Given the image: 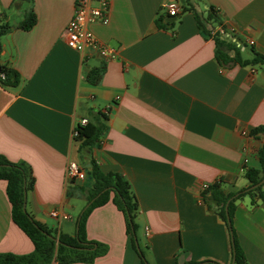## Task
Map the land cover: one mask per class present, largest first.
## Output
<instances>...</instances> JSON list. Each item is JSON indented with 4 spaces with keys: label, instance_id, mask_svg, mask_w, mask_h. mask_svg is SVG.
Returning <instances> with one entry per match:
<instances>
[{
    "label": "crops",
    "instance_id": "obj_1",
    "mask_svg": "<svg viewBox=\"0 0 264 264\" xmlns=\"http://www.w3.org/2000/svg\"><path fill=\"white\" fill-rule=\"evenodd\" d=\"M172 1L181 6L177 16L164 8ZM187 1L193 9L184 10L186 0H111L109 22L91 26L118 53L105 60L67 45L76 0H0V23L12 26L0 37V65L20 78L16 86L0 84V154L29 168L26 210L58 234H76L86 205L76 188L89 180L69 178L68 164L88 173L94 160L130 182L139 206L135 238L148 264H232L228 226L202 193L220 180L226 193H237L249 186L247 169H262L264 134L252 131L264 125V64H220L196 13L203 19L213 7L251 60L264 56V0ZM30 9L34 27H16ZM82 118L102 127L99 146L73 137ZM54 210L69 218H53ZM232 222L249 264H264V199L237 198ZM86 236L106 251L92 263L70 264H140L112 201L91 211ZM33 250L0 179V254Z\"/></svg>",
    "mask_w": 264,
    "mask_h": 264
},
{
    "label": "trees",
    "instance_id": "obj_2",
    "mask_svg": "<svg viewBox=\"0 0 264 264\" xmlns=\"http://www.w3.org/2000/svg\"><path fill=\"white\" fill-rule=\"evenodd\" d=\"M186 0L184 10L193 9ZM200 29L207 36L212 37L216 43V58L222 65L237 63L240 65L264 64V56L254 53L251 60L242 58L241 47H238L230 40L219 35L211 36L206 22L212 25L224 26L217 16V11L212 7L207 11L206 17H201L196 13ZM37 16L33 9H30L24 19L16 26L25 31L34 27ZM165 24H170L165 22ZM162 25V24H161ZM12 30V26L7 23H0V37ZM233 51V56L230 55ZM91 82H97L98 76L94 73L88 75ZM18 72L8 67L0 65V84L5 86H16L19 83ZM105 115V114H104ZM102 127L88 122L86 126L80 128L77 139L83 140V145L90 149L99 146L101 140ZM263 133L264 125L258 126L252 134ZM259 159L262 169L249 168L245 171V176L249 181L248 188L237 193H226L223 190V181H217L210 185L203 193V200L210 210L217 213L226 223L230 231L231 253L234 264H249L247 257L240 245L236 231L233 227L234 201L245 195L258 196L264 199L263 185L253 189L251 186L258 184L264 179V145L259 150ZM88 184L77 186V190L85 196L86 204L93 198L95 200L84 211L80 220L79 228L75 235L57 233L56 230L37 221L26 209H24L26 190L31 187L29 181V168L18 162L9 160L0 154V179L7 182V195L12 205L13 221L27 234L34 245V250L25 255L13 253L0 254V264H70V263H92L106 251V246L99 242L89 241L86 236V221L91 211L99 206L112 201L125 216L127 231L130 234L133 248L140 257V264H148L144 251L137 248L135 236L137 224L135 218L138 213V201L132 190L130 182L117 172L104 173L100 166L91 160V168L87 173ZM71 196L73 192L69 191ZM231 218V228L227 221L226 205ZM232 230V234H231ZM96 246V247H95ZM184 264H220L215 261L195 262L189 261Z\"/></svg>",
    "mask_w": 264,
    "mask_h": 264
},
{
    "label": "built area",
    "instance_id": "obj_3",
    "mask_svg": "<svg viewBox=\"0 0 264 264\" xmlns=\"http://www.w3.org/2000/svg\"><path fill=\"white\" fill-rule=\"evenodd\" d=\"M110 7L111 0H76L74 16L66 27L67 45L78 52H84L88 49L93 50L105 60L117 59L118 53L99 40L91 30L93 24H107L109 22ZM164 8L170 16H177L181 10V6L177 1L166 3ZM205 24L211 36L219 35L235 43L238 47H244V44L238 39V33L234 27L212 25L208 22ZM254 43V40H248L246 42L250 46H253ZM107 112L108 110H106ZM87 124L88 119L82 118L74 127L73 137L77 138L80 128ZM67 176L72 179L86 180L87 172L78 162L70 161L67 167ZM205 189H207V186ZM50 215L56 219L69 218L67 214L59 213L56 210L52 211Z\"/></svg>",
    "mask_w": 264,
    "mask_h": 264
},
{
    "label": "water",
    "instance_id": "obj_4",
    "mask_svg": "<svg viewBox=\"0 0 264 264\" xmlns=\"http://www.w3.org/2000/svg\"><path fill=\"white\" fill-rule=\"evenodd\" d=\"M15 7L18 9V8H19V4L15 5ZM174 20H175V17H170V18L168 19V22H173ZM263 183H264V179H262L258 184L251 186L249 189H253V188H255V187H257V186H259V185H261V184H263ZM25 200H26V195H25ZM94 200H95V198H93L90 202H88V203L84 206V208H83L82 211L80 212V215H79L78 220H80V218H81L82 214L84 213V211H85V210L91 205V203H92ZM24 209H26V203H25V205H24ZM226 214H227V221H228V224H229V226H230V228H231V218H230L229 211H228V204L226 205ZM78 228H79V224H77V231H78ZM231 234H232V230H231ZM135 242H136V246H137V248H139L138 243H137V241H136V238H135ZM95 247H96V246H95ZM232 264H234V260H233Z\"/></svg>",
    "mask_w": 264,
    "mask_h": 264
}]
</instances>
